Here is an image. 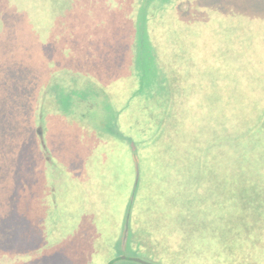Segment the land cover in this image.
<instances>
[{"label": "trees", "instance_id": "16d2710c", "mask_svg": "<svg viewBox=\"0 0 264 264\" xmlns=\"http://www.w3.org/2000/svg\"><path fill=\"white\" fill-rule=\"evenodd\" d=\"M138 51L148 54L156 71L149 78H158L162 93L139 84L146 63ZM204 63L205 112L197 83L191 92L192 69L200 78ZM114 83L131 91L112 92ZM69 96L72 108L63 110ZM136 100L140 131L132 143L119 132ZM101 104L115 130L101 120L65 119L74 107ZM0 127V219L45 222L48 208L77 214L90 195L118 185L122 171L141 170L147 178L137 193L152 192L155 204L167 203L156 194L165 173L177 175L181 196L172 208L180 228L190 224L192 192L205 193L202 186L216 185L210 177L219 174L235 190L240 176L244 190L257 192L258 221L247 232L256 236L251 243L264 264V0H0ZM126 148L125 164L119 158ZM37 181L51 194L70 190L72 198L44 203ZM5 256L0 264L13 255Z\"/></svg>", "mask_w": 264, "mask_h": 264}, {"label": "rangeland", "instance_id": "374dc122", "mask_svg": "<svg viewBox=\"0 0 264 264\" xmlns=\"http://www.w3.org/2000/svg\"><path fill=\"white\" fill-rule=\"evenodd\" d=\"M122 53L128 56L127 52ZM138 53L144 64L146 63L144 69L138 70L139 84L146 85L149 92L156 90L162 93L163 90L158 87L161 83L158 78H149L156 74V71L149 64L151 60L148 54L145 51ZM118 56L119 54L112 56L116 59V66ZM105 62L106 60L97 65L101 74L106 72L103 64ZM206 67V63L202 64L200 78L196 79L195 69H192L191 92L193 95L197 93V83L200 86L197 94L203 112L208 99L205 92L208 74ZM113 78L118 81V78ZM116 85L117 83H114L111 91L119 92V95L126 96L131 91L127 85L124 89ZM70 99L69 96L60 104L63 110L70 107ZM140 105L141 101H134L130 106L133 110L120 122V136L130 138L132 143H135L137 131H140V121L137 118ZM81 113L87 115L86 120L80 117ZM67 116L65 119L68 122L75 120L82 125L87 121L92 124L98 123L99 120L105 121L115 130L114 118L103 109V104L90 111L80 105L74 107ZM202 124L204 135L209 125L205 122ZM192 125L195 127L194 123ZM39 134L42 135L41 129ZM57 135L58 132L55 131L54 136ZM106 137L111 140L110 136ZM69 142L76 143L73 138ZM129 151L126 148V151L120 153L119 159L125 164L129 159ZM259 166V173L256 175L261 176L263 166ZM81 172L83 173V170ZM165 174L164 187L156 194H161L167 203L155 204L151 199L152 192L142 187L141 194L137 193L140 178L143 183L147 178L144 171L128 174L124 170V173L122 171L117 176L118 185L107 188L104 186L101 188V196L90 195V201H86L85 208L77 214L65 215L61 210L48 208L45 222L35 221L32 217L0 219V254L13 255L7 260L8 264H263L262 255H258L259 252L251 243L256 236L250 234L251 230L247 232L249 227L258 221L256 190H244L238 180L241 179L240 176L234 177L235 190L227 183L225 185V182L222 185V179H227L224 174L211 176L210 181H216V185L211 186L206 182L202 187L206 186L207 190L201 195H196L197 192L193 190L195 194L192 192L190 197V224L178 228L172 201L181 196H177L181 185L176 174ZM192 176L199 177L193 174ZM195 177H192V183L200 185L199 181L195 183ZM254 181L253 178L248 182ZM37 182L39 184L35 185L36 191L44 203H60L73 195H70L71 191L67 189L53 190L51 194L42 186L41 181ZM89 190L87 188V191ZM13 192L16 195V192ZM9 201H13L12 196ZM125 208H128L126 213ZM180 212L183 213L182 210ZM241 213L244 215V221L240 217ZM242 230H246L248 235L240 236L239 231Z\"/></svg>", "mask_w": 264, "mask_h": 264}]
</instances>
